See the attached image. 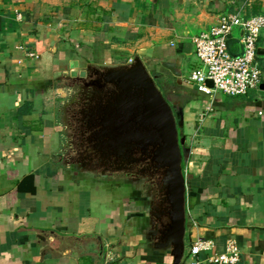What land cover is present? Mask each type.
Wrapping results in <instances>:
<instances>
[{
    "label": "crops",
    "instance_id": "0c3cea01",
    "mask_svg": "<svg viewBox=\"0 0 264 264\" xmlns=\"http://www.w3.org/2000/svg\"><path fill=\"white\" fill-rule=\"evenodd\" d=\"M234 12L264 15V0H0V264H172L117 185L62 164L61 111L81 94L70 64L136 57L183 110L185 249L203 240L220 254L232 241L238 264H264V90L208 96L188 82L201 68L191 39Z\"/></svg>",
    "mask_w": 264,
    "mask_h": 264
},
{
    "label": "water",
    "instance_id": "95a60500",
    "mask_svg": "<svg viewBox=\"0 0 264 264\" xmlns=\"http://www.w3.org/2000/svg\"><path fill=\"white\" fill-rule=\"evenodd\" d=\"M264 56V49H257ZM174 77H179L173 64H164ZM70 78L78 82L77 93L97 94L95 101L87 98L88 110L82 112L89 142L99 158L118 159L133 149L149 152L155 167L163 170L162 191L166 224L159 232L156 246L166 251L172 264H181L186 230V178L182 161L189 153L185 147L183 110L173 107L155 84V77L136 57L118 67H87L78 72L73 62ZM212 88V83L207 81ZM111 86L112 90H105ZM264 90V86H260ZM103 175L104 172L102 173Z\"/></svg>",
    "mask_w": 264,
    "mask_h": 264
},
{
    "label": "built area",
    "instance_id": "2783aa9c",
    "mask_svg": "<svg viewBox=\"0 0 264 264\" xmlns=\"http://www.w3.org/2000/svg\"><path fill=\"white\" fill-rule=\"evenodd\" d=\"M264 30V15L245 17L240 12L222 14L208 31L191 39L196 58L201 68L193 71L188 82L198 93L211 96L215 92L229 97H242L261 86V71L256 63L258 40ZM237 31V36L233 37ZM236 40L238 52H232L230 42ZM29 59L34 54L23 46ZM131 62V61H130ZM20 63V62H19ZM212 83V88L207 86ZM214 245L209 241H197L187 251V264H238L240 250L236 243L227 242L220 254L212 253ZM207 253L204 259L201 254Z\"/></svg>",
    "mask_w": 264,
    "mask_h": 264
},
{
    "label": "flooded vegetation",
    "instance_id": "af4514ba",
    "mask_svg": "<svg viewBox=\"0 0 264 264\" xmlns=\"http://www.w3.org/2000/svg\"><path fill=\"white\" fill-rule=\"evenodd\" d=\"M105 90L110 91L112 87ZM87 93L73 96L63 107L62 124L68 134L63 137L62 164L77 172L89 171L93 176L117 185L121 201L128 210L140 215L143 225L150 231L148 236L153 233L158 237V231L166 224L163 216V170L155 167L150 152L144 154L138 149H133L128 155L124 152L118 159L96 156L89 142L92 135L87 131L88 124L83 122L85 119L81 113L88 110L87 98L95 101L98 95Z\"/></svg>",
    "mask_w": 264,
    "mask_h": 264
},
{
    "label": "rangeland",
    "instance_id": "374dc122",
    "mask_svg": "<svg viewBox=\"0 0 264 264\" xmlns=\"http://www.w3.org/2000/svg\"><path fill=\"white\" fill-rule=\"evenodd\" d=\"M263 33H264V30L261 32V34H260V36H263ZM237 36V31L234 33V35H233V37H236ZM261 41H262V39H261ZM264 44V39H263V41L261 42V44L260 45H263ZM258 46H259V43H258ZM264 56H257V59L259 58V59H261V58H263ZM256 63H257V60H256ZM257 65H258V67H259V69H260V71H262V67H261V64L260 63H257ZM145 67H146V69H147V71L149 72V74L152 76V73H153V71H152V68H151V66L150 65H146L145 64ZM261 81H263V79H264V71L263 72H261ZM262 84V83H261ZM258 92L259 91V89L258 90H252V91H250V92H248V94H250V93H252V92ZM62 110V109H61ZM62 112L63 111H61V116H62ZM62 119V118H61ZM62 121H63V119H62ZM184 136L185 137V146H187V147H189V143H188V139H189V137H187L186 135H185V130L183 131V130H181L180 131V136ZM186 147V148H187ZM184 165V164H183ZM106 184V186H110V189H112V191H115L114 193L115 194H118V192H117V190H115V185H112V183H105ZM114 188V189H113ZM187 250L188 249H185V251H184V257H183V259H182V264H186L187 263Z\"/></svg>",
    "mask_w": 264,
    "mask_h": 264
},
{
    "label": "trees",
    "instance_id": "16d2710c",
    "mask_svg": "<svg viewBox=\"0 0 264 264\" xmlns=\"http://www.w3.org/2000/svg\"><path fill=\"white\" fill-rule=\"evenodd\" d=\"M230 46V45H229ZM229 48H231V46L229 47ZM233 52V51H232ZM152 75L155 77V83H156V86H157V88L161 91V93H162V83H161V80H160V78H159V75H156V74H154V73H152ZM163 94V93H162ZM163 96H164V94H163ZM165 97V96H164ZM183 136V135H182Z\"/></svg>",
    "mask_w": 264,
    "mask_h": 264
}]
</instances>
